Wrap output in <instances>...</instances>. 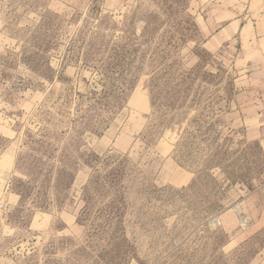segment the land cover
<instances>
[{"label": "rangeland", "instance_id": "374dc122", "mask_svg": "<svg viewBox=\"0 0 264 264\" xmlns=\"http://www.w3.org/2000/svg\"><path fill=\"white\" fill-rule=\"evenodd\" d=\"M0 202V264H264V0H0Z\"/></svg>", "mask_w": 264, "mask_h": 264}, {"label": "crops", "instance_id": "0c3cea01", "mask_svg": "<svg viewBox=\"0 0 264 264\" xmlns=\"http://www.w3.org/2000/svg\"><path fill=\"white\" fill-rule=\"evenodd\" d=\"M240 29H241V24H237L236 21H233L231 23V25L230 26H227V28H225L223 31L226 30L227 32H230V30H231L232 36L234 37L235 34H236L235 32L239 31ZM227 40H231V39L230 38L229 39H226V40L225 39H220L221 45H222V43L227 42Z\"/></svg>", "mask_w": 264, "mask_h": 264}, {"label": "built area", "instance_id": "2783aa9c", "mask_svg": "<svg viewBox=\"0 0 264 264\" xmlns=\"http://www.w3.org/2000/svg\"><path fill=\"white\" fill-rule=\"evenodd\" d=\"M6 210H7L6 204L4 202H0V224L4 220Z\"/></svg>", "mask_w": 264, "mask_h": 264}]
</instances>
